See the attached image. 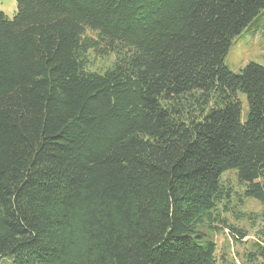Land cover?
<instances>
[{
	"label": "trees",
	"instance_id": "16d2710c",
	"mask_svg": "<svg viewBox=\"0 0 264 264\" xmlns=\"http://www.w3.org/2000/svg\"><path fill=\"white\" fill-rule=\"evenodd\" d=\"M17 7L0 11V264H216L215 222L246 236L216 215L222 176L264 204V66L224 62L264 0Z\"/></svg>",
	"mask_w": 264,
	"mask_h": 264
},
{
	"label": "rangeland",
	"instance_id": "374dc122",
	"mask_svg": "<svg viewBox=\"0 0 264 264\" xmlns=\"http://www.w3.org/2000/svg\"><path fill=\"white\" fill-rule=\"evenodd\" d=\"M0 11L12 19L18 11L17 0H0ZM87 35L94 37L91 32ZM86 58L89 70L104 72L113 67L117 55L110 52L104 56L99 52L90 51ZM224 62L237 74L250 62L264 66V11L233 40ZM238 98L242 108L241 119L245 122L249 112L247 96L238 93ZM261 180H264V177ZM222 184L230 192V198L218 206L216 215L246 236L236 239L229 228L215 222V227L218 228L213 233L216 264H263L261 258L253 259L249 255L255 253L256 243L264 244V204L245 196V187L238 182L235 171L225 173L222 176Z\"/></svg>",
	"mask_w": 264,
	"mask_h": 264
}]
</instances>
